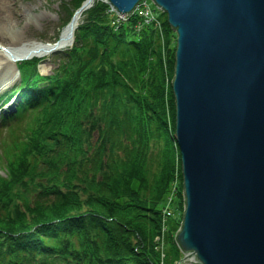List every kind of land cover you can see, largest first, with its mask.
<instances>
[{
    "label": "trees",
    "instance_id": "trees-1",
    "mask_svg": "<svg viewBox=\"0 0 264 264\" xmlns=\"http://www.w3.org/2000/svg\"><path fill=\"white\" fill-rule=\"evenodd\" d=\"M158 17L160 29L134 13L117 22L109 4L95 0L49 74L33 59L19 64L20 82L7 96L14 108L0 123V264L181 259L171 229L162 248L155 240L181 172L171 91L176 33L164 12ZM181 188L179 179L170 213L172 202L181 212Z\"/></svg>",
    "mask_w": 264,
    "mask_h": 264
},
{
    "label": "water",
    "instance_id": "water-1",
    "mask_svg": "<svg viewBox=\"0 0 264 264\" xmlns=\"http://www.w3.org/2000/svg\"><path fill=\"white\" fill-rule=\"evenodd\" d=\"M104 1L127 15L139 0ZM152 2L176 33V264H264V0Z\"/></svg>",
    "mask_w": 264,
    "mask_h": 264
},
{
    "label": "rangeland",
    "instance_id": "rangeland-1",
    "mask_svg": "<svg viewBox=\"0 0 264 264\" xmlns=\"http://www.w3.org/2000/svg\"><path fill=\"white\" fill-rule=\"evenodd\" d=\"M102 1H104V0H102ZM139 1L137 2V4L135 5V7L132 9V11L130 13L131 14L134 13V14H137V15L142 17L141 11L140 12H138V11L141 8L140 6H142V5H140V4H142L141 2H143V4H144L143 7L145 5H147L149 10H150V12L148 13V15H150V17H149L150 19L144 18V21L148 20V22H151V23L153 22L160 29L162 24H161V20L158 16H159V12L161 10L157 6L153 5L151 0H139ZM82 2H83V0H82ZM76 3H77L76 0H16L15 5L17 6L19 13L21 15V18H22V20L20 22L21 25H18V26L23 27L22 30H18L19 36L23 39L37 40V41H42L45 43L55 42L60 35L61 29L63 27H65L67 24H69L71 22V20L73 19L77 8L74 10L72 15L70 14L71 15L70 20L66 24L63 23L65 17L68 15V11L71 10V6L73 4H76ZM81 3H80V5H81ZM93 3L91 4V6L93 5ZM85 10H83L81 12V15ZM110 11H113L116 14V21L117 22L118 21L119 22L124 21L125 17L128 16L125 14L117 13L111 7H110ZM5 35H7V37L11 36L10 33H8V32ZM65 49L66 48L56 50V51L52 52L50 55H48L47 57L32 58L33 59L32 61L35 60L38 63V65H37L38 72H40L43 75L49 74L52 71V69L55 67V65L58 64V62L60 60L61 53ZM23 61H27V60L24 59V60L18 61L17 64L15 65V67H17V65L19 66L20 62H23ZM11 70L13 71V75H14V79L12 81L7 79L8 73L0 76V97H1V94L4 93V91H8V92L11 91V88L14 85H17V83L19 81V74L17 72V69L12 67ZM172 77H171V79H172ZM5 79H7V80H5ZM7 102H4L3 100L0 99V112L12 109V107H11L12 101H10L8 103ZM0 174L5 175V172L1 167H0ZM179 179L182 182L181 172L179 174V172L176 170V173L174 175V179L172 180L171 185H170V190H169V192L165 198V205L167 207L166 208L167 210H168L169 200L171 197V196L169 197V195L170 194L175 195V198L177 196H179L178 189H177V186L179 184ZM180 197L182 198L181 199L182 202L179 204L181 207L180 213H178L177 207L175 209L173 208V206L176 204L174 202H172L169 205L171 207L172 213H170L166 209L163 210L164 216L169 217V218L165 219V223H163V225H162L160 237H158V236L155 237V240H157L161 243L160 244L161 248L166 242V237H168L169 230L171 229L172 236L174 237L175 232L179 227V225L175 226L174 219L176 217H178L179 215H181L179 223L181 222L183 206H184L182 188H181V196ZM181 255H182L181 256V258H182L184 256L182 252H181ZM180 263H181V261H180ZM187 264H191V263H187Z\"/></svg>",
    "mask_w": 264,
    "mask_h": 264
},
{
    "label": "bare ground",
    "instance_id": "bare-ground-1",
    "mask_svg": "<svg viewBox=\"0 0 264 264\" xmlns=\"http://www.w3.org/2000/svg\"><path fill=\"white\" fill-rule=\"evenodd\" d=\"M95 0H83L85 5L92 4ZM16 0H0V76L8 73L7 79H14L12 67L23 59H32L35 57H47L52 52L68 48L73 43V31L81 17V11L74 14L69 24L60 31L58 39L53 43H45L37 40H27L19 36L22 30L21 15ZM10 33L11 36L7 37ZM10 75V76H9ZM5 79V80H7Z\"/></svg>",
    "mask_w": 264,
    "mask_h": 264
},
{
    "label": "built area",
    "instance_id": "built-area-1",
    "mask_svg": "<svg viewBox=\"0 0 264 264\" xmlns=\"http://www.w3.org/2000/svg\"><path fill=\"white\" fill-rule=\"evenodd\" d=\"M140 2V1H139ZM142 4H140V5H142V6H140L141 8H140V10L138 11V12H140L141 11V14H142V16L145 18V19H150L149 17H150V15H148V13L150 12V10H149V8H148V6L147 5H145L144 7H143V2H141ZM143 7V8H142ZM145 12V13H144ZM148 15V16H147ZM148 21V20H147ZM170 197V196H169ZM168 211V210H167Z\"/></svg>",
    "mask_w": 264,
    "mask_h": 264
}]
</instances>
